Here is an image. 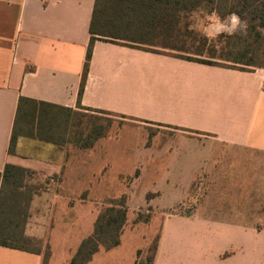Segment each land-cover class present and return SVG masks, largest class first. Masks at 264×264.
<instances>
[{"label": "crops", "instance_id": "0c3cea01", "mask_svg": "<svg viewBox=\"0 0 264 264\" xmlns=\"http://www.w3.org/2000/svg\"><path fill=\"white\" fill-rule=\"evenodd\" d=\"M94 3L0 0V173L12 164L47 180L32 196L24 234L44 240L55 200L81 176L65 180V147L83 152L99 138L79 148L19 136L10 151L20 97L170 131L162 151L144 143L134 173L162 162L147 174L165 185L149 189L151 202L169 209L202 195L210 216L167 218L154 264H264V67L210 65L98 38L84 77ZM229 16L236 29L240 20ZM42 260L41 250L0 245V264Z\"/></svg>", "mask_w": 264, "mask_h": 264}, {"label": "trees", "instance_id": "16d2710c", "mask_svg": "<svg viewBox=\"0 0 264 264\" xmlns=\"http://www.w3.org/2000/svg\"><path fill=\"white\" fill-rule=\"evenodd\" d=\"M194 12L215 13L220 19L236 15L243 22L244 29L220 32L216 39L217 47L204 35L193 37L189 29H192L190 17ZM157 26L166 29H153ZM89 32L84 77L92 44L98 38L115 43L121 41L120 44L136 48L141 47L134 44H145L183 52H189V47L195 42L194 51L190 53L198 56L170 55L242 70H246L244 66L264 67V0H95ZM188 41L190 46L186 45ZM205 51L209 59L201 58ZM212 58L231 64H220ZM98 112L110 114L102 110ZM110 125L109 117L20 97L9 150H13L19 136L59 146L70 143L75 147L88 148L106 134ZM29 175L27 169L12 164H6L0 173V245L40 252V247L34 245L37 240L24 234L30 201L39 189L26 183L25 178ZM123 203L109 205L98 212L92 234L82 240L68 264H86L100 247L107 249L119 243V235L126 222Z\"/></svg>", "mask_w": 264, "mask_h": 264}, {"label": "rangeland", "instance_id": "374dc122", "mask_svg": "<svg viewBox=\"0 0 264 264\" xmlns=\"http://www.w3.org/2000/svg\"><path fill=\"white\" fill-rule=\"evenodd\" d=\"M215 16H217L215 13L209 15L205 12L192 13L190 19L193 29L189 30L193 32V37L204 35L210 43L217 45L216 39L220 32L232 33L244 29L241 27L244 26L242 21H239L236 29H229L232 26L230 16L221 19L223 23H219ZM207 26L212 28L204 29ZM134 45L149 52L158 50L166 54L198 56L190 53L194 51L195 42L189 47V52L145 44ZM186 45L190 46V42L188 41ZM201 58L209 59L206 51ZM212 60L220 64H231L219 58ZM106 117L111 119V125L91 149L76 152L70 146L65 147L66 151L70 150L63 162L65 168L62 174L65 180L71 179L75 170H81V176L72 178V193L60 195L55 200L48 216L49 220L45 222L47 227L45 238L43 241L34 242L42 251V264H68L82 240L92 234L98 212L115 203L124 202L126 208V222L119 235V243L107 249L100 247L86 264H154L153 255L161 244L167 218L210 216V210L200 206L202 195H197L196 201L186 199L185 203L169 209L159 208L158 204L151 202L150 198H154L156 194L149 189H152L154 184L161 188L165 185L161 179L147 174L155 173L150 171L153 165L157 170H161L162 162L151 161L148 170L142 172L144 173L142 177L134 173L137 159L143 158L139 150H143L144 143H151L154 151H162L168 137L166 132H170L169 130L147 126L134 119ZM152 156H155V153ZM146 160L148 161L147 158ZM25 179L27 184L31 181L32 184H29L31 187L37 186L41 189L47 181L43 179L44 182H41L28 176ZM145 190L148 191L146 194ZM150 257H153L152 260Z\"/></svg>", "mask_w": 264, "mask_h": 264}]
</instances>
